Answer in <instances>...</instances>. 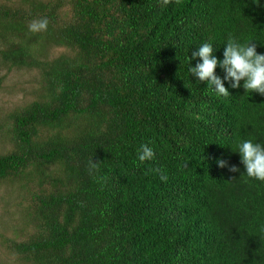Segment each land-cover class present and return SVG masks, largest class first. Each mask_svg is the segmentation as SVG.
Returning <instances> with one entry per match:
<instances>
[{"label":"trees","instance_id":"16d2710c","mask_svg":"<svg viewBox=\"0 0 264 264\" xmlns=\"http://www.w3.org/2000/svg\"><path fill=\"white\" fill-rule=\"evenodd\" d=\"M229 36L264 53V0H0V65L35 74L0 119V182L36 229L7 240L22 264H264V184L230 150L264 143V97L187 73Z\"/></svg>","mask_w":264,"mask_h":264},{"label":"clouds","instance_id":"9594fccd","mask_svg":"<svg viewBox=\"0 0 264 264\" xmlns=\"http://www.w3.org/2000/svg\"><path fill=\"white\" fill-rule=\"evenodd\" d=\"M167 3V0H165ZM260 0H256L259 4ZM47 25L42 20L35 27L41 29ZM213 43L204 42L196 50L192 51L191 59L198 61L194 67H190L188 75L196 78L197 83H206V90L220 97L229 96L225 84L232 89L242 87L244 93L249 95L256 93L264 97V53H258L256 45L252 40L242 42L238 38L229 36L223 43L222 59L213 54ZM219 67L223 71V77L217 75L215 70ZM242 82V84H241ZM232 153L238 154L240 163L243 165V172L240 176L246 177L249 181L264 184V143L253 139L238 140ZM154 150L148 144H141L137 158L140 163L151 161L154 158ZM95 167V163L92 162ZM217 166L224 168L226 161L218 160ZM231 173H240L236 166L228 168ZM161 181H166L165 175L160 176Z\"/></svg>","mask_w":264,"mask_h":264},{"label":"rangeland","instance_id":"374dc122","mask_svg":"<svg viewBox=\"0 0 264 264\" xmlns=\"http://www.w3.org/2000/svg\"><path fill=\"white\" fill-rule=\"evenodd\" d=\"M57 54L61 50L54 49ZM34 71L12 70L6 72L0 65V119L32 99L29 91L34 87ZM11 146L0 138V153H7ZM29 190L36 191L37 186L29 184ZM49 189V186H46ZM30 196L18 183L12 185L0 182V264H22L19 256L9 247L7 240L22 242L36 233L35 226L29 224L31 217L28 207ZM6 239V241H5Z\"/></svg>","mask_w":264,"mask_h":264}]
</instances>
